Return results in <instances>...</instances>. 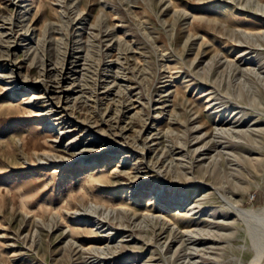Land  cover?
Masks as SVG:
<instances>
[{
    "label": "rangeland",
    "instance_id": "374dc122",
    "mask_svg": "<svg viewBox=\"0 0 264 264\" xmlns=\"http://www.w3.org/2000/svg\"><path fill=\"white\" fill-rule=\"evenodd\" d=\"M241 209L264 0H0V264H253Z\"/></svg>",
    "mask_w": 264,
    "mask_h": 264
},
{
    "label": "bare ground",
    "instance_id": "6f19581e",
    "mask_svg": "<svg viewBox=\"0 0 264 264\" xmlns=\"http://www.w3.org/2000/svg\"><path fill=\"white\" fill-rule=\"evenodd\" d=\"M15 64L14 62H11ZM68 78L67 75L63 74L61 79ZM28 81L23 79L19 84L24 86ZM29 85V84H28ZM61 110L64 111L67 109V106H64L62 103L58 105ZM240 213L247 217L250 222V226L253 231L254 243L257 250V257L254 260L253 264H264V209L262 210H253V209H241Z\"/></svg>",
    "mask_w": 264,
    "mask_h": 264
}]
</instances>
